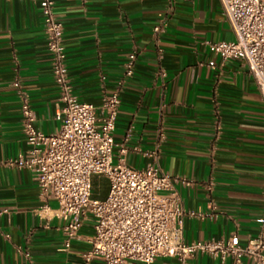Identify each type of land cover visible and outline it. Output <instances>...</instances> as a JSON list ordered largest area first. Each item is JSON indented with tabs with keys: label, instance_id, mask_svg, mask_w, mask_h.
<instances>
[{
	"label": "crops",
	"instance_id": "crops-1",
	"mask_svg": "<svg viewBox=\"0 0 264 264\" xmlns=\"http://www.w3.org/2000/svg\"><path fill=\"white\" fill-rule=\"evenodd\" d=\"M53 1L74 95L99 107L119 92L115 155L124 146L129 166L155 163L173 178L194 182L176 184L186 214L185 242L234 234L245 244L256 237L264 206V101L245 62L224 60L212 49L235 40L220 1L173 0L171 9L165 0ZM162 22L156 35L153 28ZM133 51L136 68L127 77ZM15 81L29 100L36 129L54 133L59 93L40 7L32 0H0V163L29 149ZM206 183L211 191L203 188ZM0 211V264H81L90 249L91 221L65 248L57 205L51 201L43 208L27 169L0 164ZM157 264L179 263L160 258ZM189 264L221 263L197 254Z\"/></svg>",
	"mask_w": 264,
	"mask_h": 264
},
{
	"label": "built area",
	"instance_id": "built-area-1",
	"mask_svg": "<svg viewBox=\"0 0 264 264\" xmlns=\"http://www.w3.org/2000/svg\"><path fill=\"white\" fill-rule=\"evenodd\" d=\"M32 1L39 4L43 18L59 93L56 119L60 126L50 135L37 130L29 100L15 81L13 86L21 95L22 131L29 149L26 155L0 164L29 170L39 187L43 208L48 209L51 201L56 203L63 221L65 248L80 239L84 224L91 221L94 235L88 239L90 249L81 255V264H157L160 258L189 264L197 254L209 255L221 264H243L245 260L264 264V206L258 219L259 233L245 244L234 234L222 240L185 242L186 214L176 184L189 186L194 182L173 178L155 163L144 169L129 166L124 146L115 155L119 92L106 96L99 107L78 100L68 75L64 28L55 14L54 1ZM165 1L171 9L173 0ZM219 1L235 40L215 43L212 49L224 60L242 59L264 101V0ZM163 26V22L157 24L154 33L159 35ZM136 62L137 53L133 51L125 64V76H133ZM133 151L142 152L139 147ZM145 156L157 158L155 152ZM94 177L108 181L106 198L93 199ZM203 188L211 191L212 184H203ZM262 191L264 197V182Z\"/></svg>",
	"mask_w": 264,
	"mask_h": 264
},
{
	"label": "trees",
	"instance_id": "trees-1",
	"mask_svg": "<svg viewBox=\"0 0 264 264\" xmlns=\"http://www.w3.org/2000/svg\"><path fill=\"white\" fill-rule=\"evenodd\" d=\"M109 189L107 180L104 177H94L92 181V197L93 199H104L106 191Z\"/></svg>",
	"mask_w": 264,
	"mask_h": 264
}]
</instances>
